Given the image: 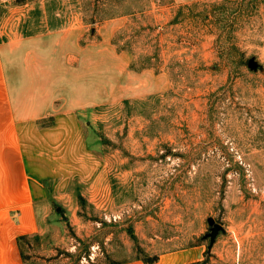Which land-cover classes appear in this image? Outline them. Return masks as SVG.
Returning <instances> with one entry per match:
<instances>
[{"label":"rangeland","instance_id":"obj_1","mask_svg":"<svg viewBox=\"0 0 264 264\" xmlns=\"http://www.w3.org/2000/svg\"><path fill=\"white\" fill-rule=\"evenodd\" d=\"M117 17L111 44L133 69L166 72L165 89L84 111L100 170L36 204L0 100V253L11 230L29 235L23 264L146 262L194 246L202 264H264V0H0V36L95 35Z\"/></svg>","mask_w":264,"mask_h":264},{"label":"crops","instance_id":"obj_2","mask_svg":"<svg viewBox=\"0 0 264 264\" xmlns=\"http://www.w3.org/2000/svg\"><path fill=\"white\" fill-rule=\"evenodd\" d=\"M199 1L204 0H173L177 5ZM121 26L117 17L96 28L95 35L93 26L79 25L15 39L0 36L2 116L15 134L32 204L63 195L72 181L100 170L101 160L85 136L84 111L165 89L166 72L133 69L131 54L111 44ZM23 204L20 230L28 229L32 217ZM20 236L7 232V256L0 253V264H23ZM204 256L205 248L194 246L178 255L163 253L152 263L125 264H193Z\"/></svg>","mask_w":264,"mask_h":264},{"label":"trees","instance_id":"obj_3","mask_svg":"<svg viewBox=\"0 0 264 264\" xmlns=\"http://www.w3.org/2000/svg\"><path fill=\"white\" fill-rule=\"evenodd\" d=\"M29 237V235L28 234H26V235H21L20 237H19V239H18V245H19V250H20V253H21V255L24 257V252H23V248H22V240L24 241V240H26L27 238ZM154 261H156V259H150V260H147L146 262H148V263H152V262H154ZM193 264H202V262H197V263H193Z\"/></svg>","mask_w":264,"mask_h":264},{"label":"water","instance_id":"obj_4","mask_svg":"<svg viewBox=\"0 0 264 264\" xmlns=\"http://www.w3.org/2000/svg\"><path fill=\"white\" fill-rule=\"evenodd\" d=\"M222 229V225L221 224H214L212 227V232L210 233L211 239L212 241L215 239V237L217 236L218 232Z\"/></svg>","mask_w":264,"mask_h":264}]
</instances>
